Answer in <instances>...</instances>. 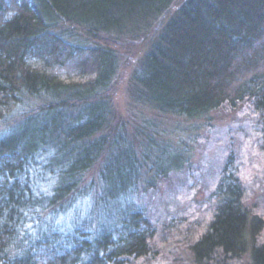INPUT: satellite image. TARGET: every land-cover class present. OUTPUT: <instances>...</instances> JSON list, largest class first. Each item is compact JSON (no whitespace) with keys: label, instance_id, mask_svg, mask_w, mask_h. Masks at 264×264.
Listing matches in <instances>:
<instances>
[{"label":"trees","instance_id":"obj_1","mask_svg":"<svg viewBox=\"0 0 264 264\" xmlns=\"http://www.w3.org/2000/svg\"><path fill=\"white\" fill-rule=\"evenodd\" d=\"M174 1L0 0V122L8 124L0 137V264L151 258L156 227L130 198L180 159L161 151L146 169L150 149L138 155L111 131L123 38L141 35L146 45L130 78L133 101L186 120L247 104L264 134V0H183L171 9ZM74 29L86 43L71 40ZM32 100L40 105L20 109ZM96 167V183L85 185ZM235 182L220 179L213 219L190 246L194 264L238 261L249 243V264H264V221L244 208ZM88 194L86 217L56 224Z\"/></svg>","mask_w":264,"mask_h":264},{"label":"rangeland","instance_id":"obj_2","mask_svg":"<svg viewBox=\"0 0 264 264\" xmlns=\"http://www.w3.org/2000/svg\"><path fill=\"white\" fill-rule=\"evenodd\" d=\"M182 1L175 0L171 9ZM169 13L151 22L145 34L155 32ZM72 34L74 42L86 43L79 29L72 30ZM120 41L119 68L110 86L111 131L123 136L138 155L150 149L146 169L152 165L155 153L159 155L161 151L180 159L178 167L168 171L163 179L155 180L153 187L143 191L144 184H141L138 192L131 195L134 206L143 208L156 227L157 240L148 262L138 260L132 264H194L190 246L207 231L213 219L217 205L214 194L224 176L240 186L244 208L264 221V134L247 104L235 110L224 107L207 117L186 120L158 114L133 101L130 78L146 45L141 35L133 42L126 38ZM38 105L32 100L20 109L29 111V107ZM20 113H13L10 119L18 118ZM7 127V123L0 122V137ZM150 177L148 174L143 178L147 181ZM96 179L97 167L86 175L84 183H96ZM91 196L77 199L73 209L60 215L56 224L67 226L75 214L79 218L86 217L91 209ZM258 241L264 245V230ZM249 246L250 243L240 260L230 264H249Z\"/></svg>","mask_w":264,"mask_h":264}]
</instances>
